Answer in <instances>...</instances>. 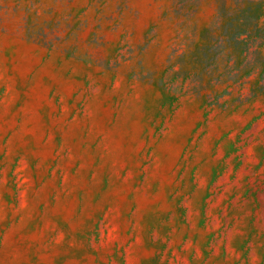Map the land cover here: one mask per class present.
I'll return each mask as SVG.
<instances>
[{"label":"rangeland","instance_id":"1","mask_svg":"<svg viewBox=\"0 0 264 264\" xmlns=\"http://www.w3.org/2000/svg\"><path fill=\"white\" fill-rule=\"evenodd\" d=\"M0 264H264V0H0Z\"/></svg>","mask_w":264,"mask_h":264}]
</instances>
